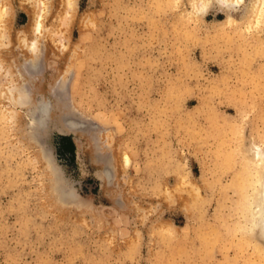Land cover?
Listing matches in <instances>:
<instances>
[{"label":"rangeland","instance_id":"rangeland-1","mask_svg":"<svg viewBox=\"0 0 264 264\" xmlns=\"http://www.w3.org/2000/svg\"><path fill=\"white\" fill-rule=\"evenodd\" d=\"M6 1L0 264H264L230 187L264 147L252 0L231 22L191 0H44L42 32Z\"/></svg>","mask_w":264,"mask_h":264},{"label":"bare ground","instance_id":"bare-ground-1","mask_svg":"<svg viewBox=\"0 0 264 264\" xmlns=\"http://www.w3.org/2000/svg\"><path fill=\"white\" fill-rule=\"evenodd\" d=\"M43 1L44 0H26V3H25L29 8L28 12L30 14L28 22L26 24V28H31V29L33 28L35 32H42L41 28H42L43 8L42 6H40L41 8L37 11V13L35 12V8L37 9L38 5L39 4L41 5ZM191 1H192V8L195 12H200L205 9L207 10V8H209L210 6L217 5L218 7L226 11V16L222 20L231 22L232 15L230 14V10L232 8L238 7V5L244 0H191ZM251 6L253 8L255 21L262 23V21L264 20V0H252ZM7 8H8V2L6 0H0V15L5 13ZM252 23H254V21ZM256 27H259V26H256ZM26 28H24L23 31H25ZM5 30H6V24L2 22V18H1L0 19V46L6 43V41L3 38V34ZM23 31L19 32L16 35V38L14 39L15 40L14 42H16V44L14 42L10 44L11 45L15 44L17 47L24 46V45L30 46V47H33L32 50H34L36 46V41L32 40L31 43H29L28 45L25 44L24 43L25 35L23 34ZM14 60L16 59H13V61ZM5 61L6 59H4L3 55H1L0 62H5ZM26 62H29L31 64V67L33 68L34 60L30 59V60H26ZM35 68L37 67L35 66ZM15 73L16 75L14 77L22 78L23 72L21 70H18ZM8 88L10 87H8L6 83L4 82L0 83V92L8 91L12 94L11 97L13 99H15V97L17 98L18 94L16 93V90H15L16 88L14 89L11 88L9 90ZM24 92L26 93V90H24ZM20 93L21 92H19V94ZM20 98H21L20 100H22L24 96H22L21 94ZM49 108L50 106L48 105L47 101H44L40 104V106L38 107V115L32 118V126L42 125L43 117L45 116V114L48 113L47 111L49 110ZM252 152L253 153L251 155L246 156L248 161L246 163H243L240 166L241 169L233 177L232 185H230V187L231 186L234 187L235 190L238 191L240 194V199H238V204H237L240 210V214H241L238 227L244 235L243 238L245 236H247L248 238H253L257 242H260L261 245L264 247V147L260 144H256ZM122 157L125 163L129 161V155L126 152L123 153ZM248 241H251V240H248ZM246 243L248 242L246 241ZM259 251L261 250H258V252Z\"/></svg>","mask_w":264,"mask_h":264}]
</instances>
